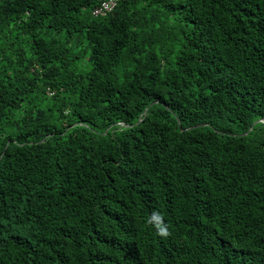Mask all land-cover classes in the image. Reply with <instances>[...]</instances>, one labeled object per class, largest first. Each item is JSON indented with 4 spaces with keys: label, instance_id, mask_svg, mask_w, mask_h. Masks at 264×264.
<instances>
[{
    "label": "trees",
    "instance_id": "trees-1",
    "mask_svg": "<svg viewBox=\"0 0 264 264\" xmlns=\"http://www.w3.org/2000/svg\"><path fill=\"white\" fill-rule=\"evenodd\" d=\"M0 0V264H264V0Z\"/></svg>",
    "mask_w": 264,
    "mask_h": 264
},
{
    "label": "built area",
    "instance_id": "built-area-1",
    "mask_svg": "<svg viewBox=\"0 0 264 264\" xmlns=\"http://www.w3.org/2000/svg\"><path fill=\"white\" fill-rule=\"evenodd\" d=\"M120 0H101L99 6L93 10V16L98 17L115 9Z\"/></svg>",
    "mask_w": 264,
    "mask_h": 264
}]
</instances>
